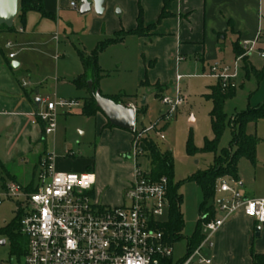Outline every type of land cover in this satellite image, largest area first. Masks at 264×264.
<instances>
[{
    "label": "rangeland",
    "instance_id": "374dc122",
    "mask_svg": "<svg viewBox=\"0 0 264 264\" xmlns=\"http://www.w3.org/2000/svg\"><path fill=\"white\" fill-rule=\"evenodd\" d=\"M76 2L78 8L65 12L58 28L55 22H51L54 29L53 31L50 29L47 37L36 38V43L27 46L19 53V62L29 65L28 70L24 67L19 70V76L26 82L28 90L38 95L37 98L40 100L76 99L79 101V105L72 109H57V129L55 133L47 136L45 156L52 157L58 171L81 173L91 168L99 176L107 177L104 185L96 186L93 200L102 206L116 207L124 203V195L120 196L116 185L127 181L128 177L135 173L136 160L130 156L131 150L125 153L118 152L129 148L126 133L129 131L114 130V127L107 129L102 125L100 116L88 117L82 113L84 99L89 96V93L86 89H78L73 84V80L80 74L75 73L77 65L82 67L78 50L90 53L100 41L87 33L88 24L91 17L95 15V10L82 15L80 0ZM261 16L259 45L252 55L243 57L239 79L233 86L236 89V95L227 100L225 105L228 120L219 142V151L228 147L232 140L229 119L249 106L256 107L264 102V77L259 80L252 72L253 69H256L257 73L264 70V58L259 55V51L264 50V0H261ZM6 38L2 40V47L7 41ZM11 40L14 42L13 39ZM7 52L10 51L7 50ZM131 55L126 49L105 50L101 53L99 62L103 73L98 86L104 96L123 95L120 104L125 106L133 102L138 105L137 109H141V102L145 99L147 112L146 114L140 112L138 128L149 127L159 122L157 130L165 134L164 140L156 133L153 137L162 151L168 150L173 153V181L175 185H179L178 191L183 196L181 212L184 229L182 237L173 243V260L178 262L186 257L188 239L198 227L201 218L200 207L204 202L201 188L196 182L189 181V178L193 173L208 169L214 160L213 153L197 152L190 155L187 152L190 136L198 149L204 146L206 138H213L210 121L212 101L207 99L205 94L209 92L208 86L214 80L197 77L184 79L181 90L185 104L168 121H164L161 120V116L167 117V115L160 110V99L166 95L174 97V87L168 94H163L158 86H140L135 62ZM45 111L46 105L42 102L38 106V114H43ZM246 132L256 135L260 141L257 163L244 157L240 159L239 175L243 186L239 185L240 182L224 180L231 186H237L242 194L260 198L264 196V119H260L257 123H249ZM129 133L133 134L134 139V132ZM138 163L142 168L149 169L147 159L140 158ZM0 175H2L1 170ZM3 193V182L0 181V195ZM226 196V193L218 189L215 201L209 203L215 207L217 217L224 216L218 201ZM18 212L20 211L16 201L5 199L0 204V229L14 222ZM168 213H165L162 220L168 219ZM24 258L25 254L19 256L13 251L10 235L0 233V264H13L19 260L23 261Z\"/></svg>",
    "mask_w": 264,
    "mask_h": 264
},
{
    "label": "crops",
    "instance_id": "0c3cea01",
    "mask_svg": "<svg viewBox=\"0 0 264 264\" xmlns=\"http://www.w3.org/2000/svg\"><path fill=\"white\" fill-rule=\"evenodd\" d=\"M73 2L76 8L71 6ZM43 5L53 18H45L39 12L31 11L23 21L15 19V30L0 31V161L8 167L16 182L24 186L37 177L41 160L46 158L47 135L43 122L36 116L38 106L46 99H38V95L29 91L27 85L23 87L24 80L20 78L19 70L22 67L28 70L29 65L19 62V53L36 43V38L47 37L50 29H54L51 22H55L58 28L62 15L78 8L76 0H43ZM163 7L164 0H106L103 15L95 13L88 24V35L101 41L119 31L134 30L142 9L145 25L155 26L151 34L128 35L122 42L106 48L126 49L132 54L140 86L159 85L161 92L168 94L173 87L176 93L178 85L182 93L183 80L197 77L214 80L209 88L217 82L208 76L211 65L217 61L232 63L236 59L232 47L236 40L242 43L258 38L259 45L261 0H170L168 10L171 15L159 22ZM4 38L7 41L2 47ZM9 42L11 46H8ZM11 53H15L13 59L9 57ZM14 62L19 63L17 69L11 67ZM75 73L81 75L83 65H77ZM178 75L184 76L180 82L177 81ZM37 100L40 101L39 105ZM144 100L141 107L146 106ZM128 105L138 106L133 102ZM96 116H100L102 125L108 129L110 122L105 115L98 112ZM129 132H126L129 148L118 152L131 150L133 134ZM94 173L95 188L99 184L104 185L107 177ZM134 179L135 173L127 181L116 185L121 197ZM0 181L3 186L11 182L6 174L0 175ZM239 185L243 186L242 182ZM257 227L261 229L260 236H256ZM212 238L214 247L203 249V255L210 258L212 264H253L252 251L264 254V224L246 216L242 210L227 219Z\"/></svg>",
    "mask_w": 264,
    "mask_h": 264
},
{
    "label": "built area",
    "instance_id": "2783aa9c",
    "mask_svg": "<svg viewBox=\"0 0 264 264\" xmlns=\"http://www.w3.org/2000/svg\"><path fill=\"white\" fill-rule=\"evenodd\" d=\"M72 7L76 8L73 2ZM254 41H243L245 53L232 63L214 62L208 76L223 84L234 86L239 79L242 59L257 49ZM12 43L9 42L8 46ZM264 58V50L259 51ZM11 59L15 53L9 55ZM177 76V81L183 79ZM23 82V87H26ZM46 111L37 117L45 124V135L56 132L58 108L72 109L79 105L77 100L44 101ZM185 104L179 86L174 97L164 96L160 105L168 119ZM134 108L137 115V108ZM159 122L149 127L138 128L136 118L135 137L130 156L136 160L135 179L124 193V203L106 207L93 200L96 175L90 171L64 172L55 168L51 156L46 157L36 177L35 190L28 191L18 182H8L0 195V204L5 199L16 201L21 212L20 232L27 240V251L23 261L13 264H166L173 258L174 247L169 243L157 224L163 222L169 212L167 178L153 180L148 169L138 163L140 158L149 161L140 147L141 140L156 133L165 139L164 132L157 130ZM219 190L226 198L219 204L223 217L206 222L203 227L205 238L200 246L181 264H212L203 255L204 247L212 249L213 235L236 212L242 210L246 216L264 224V198H247L237 186L224 179Z\"/></svg>",
    "mask_w": 264,
    "mask_h": 264
},
{
    "label": "trees",
    "instance_id": "16d2710c",
    "mask_svg": "<svg viewBox=\"0 0 264 264\" xmlns=\"http://www.w3.org/2000/svg\"><path fill=\"white\" fill-rule=\"evenodd\" d=\"M169 2L170 0H164V7L160 14L159 22L171 15L168 10ZM31 11H37L45 18H53V15L45 10L43 0H19V12L17 18L20 21H23L26 14ZM137 23V27L132 31H119L113 37L100 41L97 47L90 53H87L84 50H78L83 65V73L73 80V84L78 89H86L89 93V96L84 99L82 110L83 115L95 117L98 112H101L96 104L95 97L92 94V89L90 88L91 83L93 90H99V80L103 73V69L99 62L101 53H103L110 45L122 42L128 35L149 36L151 30L155 27L154 25H145L142 9H140ZM15 28V25L11 29L2 26L0 27V31H13ZM232 47L235 58L244 55L245 49L242 47L240 40H236ZM252 72H254L257 79H263L264 70L257 73L256 69H253ZM157 86L160 87L159 85ZM235 95L236 89L232 85L224 87L221 82L217 81L214 86L209 87V92L205 94V97L212 101L210 121L213 138H206L204 146L201 149L195 147L192 136H190L187 143L188 154L194 155L197 152L213 153L214 160L208 169L193 173L189 178V181L196 182L201 188L204 202L200 207L201 218L198 227L194 234L188 239V250L184 259L190 256L203 242L205 238L203 231L204 224L217 218L215 207L211 206L209 203L215 201L216 193L221 181L223 179H230L234 182H240L239 161L241 158L244 157L253 163H257V151L260 141L256 135L247 134L246 129L249 123H257L260 119H264V102L256 107L249 106L246 110L236 113L229 119L228 123L232 129V140L228 147L220 151L218 149L220 139L225 131L228 120L225 105L227 100L235 97ZM121 96L113 95L107 97L120 103ZM140 112L146 114V106L137 109V120ZM108 126L112 127L110 123ZM44 128L45 124L43 123V130ZM140 147L146 152L149 159L148 175L153 180H159L163 177L168 180V219L158 223L157 228L163 231L167 241L173 244L182 237V231L184 229V220L181 212L183 196L178 191L179 185H175L173 181L174 156L171 151H162L153 136L143 138ZM0 170L2 171V174H6L8 178H10V181L16 182L14 177L10 174L8 167L1 161ZM87 171H90V169ZM35 183L36 178L25 186L26 190L34 191ZM4 187L5 185L3 188ZM20 219L21 212H18L14 222L0 229V233L10 235L12 239V249L14 252H17L19 256L26 254L27 251V240L20 232ZM251 256L253 264H264V254H257L252 251ZM183 260L175 262L173 258H171L164 262L166 264H181Z\"/></svg>",
    "mask_w": 264,
    "mask_h": 264
},
{
    "label": "water",
    "instance_id": "95a60500",
    "mask_svg": "<svg viewBox=\"0 0 264 264\" xmlns=\"http://www.w3.org/2000/svg\"><path fill=\"white\" fill-rule=\"evenodd\" d=\"M106 0H80V14L85 15L91 12L94 8L97 15H103L104 4ZM19 12V0H0V27L6 26L11 29L14 26L15 19ZM11 67L17 69L19 63H12ZM92 94L95 97L96 104L100 111L108 119L112 127L123 129L126 131H134L136 123V111L129 105H123L115 102L111 98L102 95L100 90H93L90 83ZM36 103L39 105L40 101ZM145 103V100L144 102ZM223 200H219L218 204H221ZM260 227L256 228V236H260Z\"/></svg>",
    "mask_w": 264,
    "mask_h": 264
}]
</instances>
